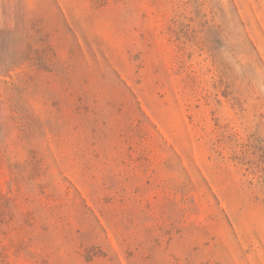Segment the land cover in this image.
Instances as JSON below:
<instances>
[{
	"label": "rangeland",
	"instance_id": "obj_1",
	"mask_svg": "<svg viewBox=\"0 0 264 264\" xmlns=\"http://www.w3.org/2000/svg\"><path fill=\"white\" fill-rule=\"evenodd\" d=\"M0 264H264V0H0Z\"/></svg>",
	"mask_w": 264,
	"mask_h": 264
}]
</instances>
